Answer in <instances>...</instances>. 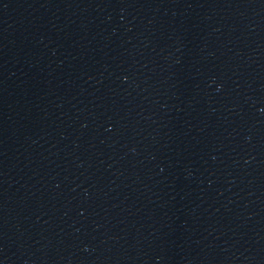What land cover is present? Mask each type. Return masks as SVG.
<instances>
[{
  "label": "water",
  "instance_id": "water-1",
  "mask_svg": "<svg viewBox=\"0 0 264 264\" xmlns=\"http://www.w3.org/2000/svg\"><path fill=\"white\" fill-rule=\"evenodd\" d=\"M0 264H264V0H0Z\"/></svg>",
  "mask_w": 264,
  "mask_h": 264
}]
</instances>
